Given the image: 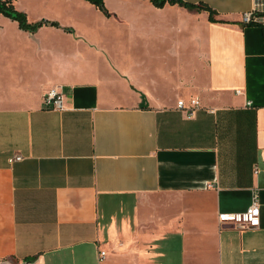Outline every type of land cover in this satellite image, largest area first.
Masks as SVG:
<instances>
[{
	"label": "crops",
	"instance_id": "0c3cea01",
	"mask_svg": "<svg viewBox=\"0 0 264 264\" xmlns=\"http://www.w3.org/2000/svg\"><path fill=\"white\" fill-rule=\"evenodd\" d=\"M184 1L225 22L149 0H12L58 24L33 33L0 14V264H264V27L240 22L252 0ZM254 197L257 227L218 219Z\"/></svg>",
	"mask_w": 264,
	"mask_h": 264
},
{
	"label": "built area",
	"instance_id": "2783aa9c",
	"mask_svg": "<svg viewBox=\"0 0 264 264\" xmlns=\"http://www.w3.org/2000/svg\"><path fill=\"white\" fill-rule=\"evenodd\" d=\"M240 22L243 25L264 27V0H252L251 7L241 13ZM63 97L61 86H53L43 95V103L46 107L61 109L63 108ZM200 106V100L196 97L177 101V107L187 116H193ZM22 158L21 154L16 153L10 157V161L21 160ZM218 219L221 222L238 224L243 227H257L260 224V210L257 198L254 197L251 204L244 211L220 212ZM100 256L104 257L105 251L100 250Z\"/></svg>",
	"mask_w": 264,
	"mask_h": 264
},
{
	"label": "trees",
	"instance_id": "16d2710c",
	"mask_svg": "<svg viewBox=\"0 0 264 264\" xmlns=\"http://www.w3.org/2000/svg\"><path fill=\"white\" fill-rule=\"evenodd\" d=\"M88 1L93 3L104 14L106 15L108 14L107 10L105 9L103 0H88ZM149 1H151L153 5L157 7H162L166 3H170V4H178L195 12L205 11L208 13V18L210 21L225 22L224 20L217 19L216 18L217 12L211 6L203 2L191 3V2H186L184 0H149ZM0 14L9 17L12 20L17 21L20 29L28 31L30 33L35 32L43 24L58 26L56 22L48 21V20L29 22L26 14L16 9L12 0H0Z\"/></svg>",
	"mask_w": 264,
	"mask_h": 264
},
{
	"label": "rangeland",
	"instance_id": "374dc122",
	"mask_svg": "<svg viewBox=\"0 0 264 264\" xmlns=\"http://www.w3.org/2000/svg\"><path fill=\"white\" fill-rule=\"evenodd\" d=\"M4 28H5V36L10 38L11 40L9 44H15L16 42H18V40L16 39V28L11 24L5 25ZM0 41H1V38H0Z\"/></svg>",
	"mask_w": 264,
	"mask_h": 264
}]
</instances>
